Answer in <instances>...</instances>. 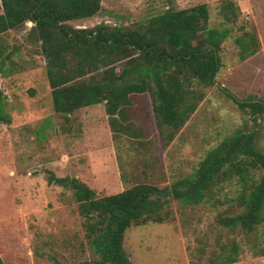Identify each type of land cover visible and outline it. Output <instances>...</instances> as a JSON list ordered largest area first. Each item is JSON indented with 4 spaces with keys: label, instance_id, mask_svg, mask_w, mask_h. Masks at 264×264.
Instances as JSON below:
<instances>
[{
    "label": "rangeland",
    "instance_id": "1",
    "mask_svg": "<svg viewBox=\"0 0 264 264\" xmlns=\"http://www.w3.org/2000/svg\"><path fill=\"white\" fill-rule=\"evenodd\" d=\"M201 3L208 8V27H232L220 44L214 82L207 87L193 84L203 97L177 130L157 123L149 96L135 99L130 113L150 139L139 147L123 135L111 137L102 104L70 115L57 113L45 59L27 38L32 23L5 34L4 42L18 51L13 60L19 63L6 77L0 75L11 118L0 122V258L5 264H92L96 258L72 190L49 184L48 171L76 177L104 196L142 179L144 168L158 187L169 185L192 172L210 148L236 130L253 131L256 146L264 151V110L253 115L223 91L240 101H264V0H101L96 15L67 23L75 28L100 22L136 28L167 9ZM244 33L255 35L258 48L240 59L235 38ZM238 190L232 180L216 191L217 202L182 205L171 200L170 220L131 225L123 247L132 264H208L229 240L239 245L238 260L229 264H264V222L252 234L218 223L220 213L240 210L233 201Z\"/></svg>",
    "mask_w": 264,
    "mask_h": 264
},
{
    "label": "trees",
    "instance_id": "2",
    "mask_svg": "<svg viewBox=\"0 0 264 264\" xmlns=\"http://www.w3.org/2000/svg\"><path fill=\"white\" fill-rule=\"evenodd\" d=\"M0 9V75L6 77L19 65L13 60L18 51L8 49L5 34L30 21L27 38L45 59L54 110L70 115L79 108L102 104L111 137L116 140L123 135L137 147L150 139L137 116L130 113L135 99L149 96L157 123L180 128L203 97L193 84L207 87L214 82L220 66V44L232 30L231 26H207L205 3L167 9L136 28L105 22L75 28L67 23L96 15L101 0H0ZM235 41L240 59L258 48L252 33L239 35ZM223 91L253 115L264 110L262 100L240 101ZM5 104L0 90V122L9 123ZM254 139L253 131L236 130L210 148L192 172L162 188L150 180L145 168L142 179L104 196H97L76 177H60L52 171H48L47 182L72 190L85 237L96 254L92 264H132L123 247L127 228L170 220L171 200L182 205L217 202L216 191L232 180L239 185L233 201L240 210L220 213L218 223L246 234L256 231L264 222V151ZM238 247V242L229 240L208 264L236 262ZM0 264H5L1 258Z\"/></svg>",
    "mask_w": 264,
    "mask_h": 264
},
{
    "label": "water",
    "instance_id": "3",
    "mask_svg": "<svg viewBox=\"0 0 264 264\" xmlns=\"http://www.w3.org/2000/svg\"><path fill=\"white\" fill-rule=\"evenodd\" d=\"M216 74H217V73H215V75H214L213 79H215V77H216ZM220 87H222V86L220 85Z\"/></svg>",
    "mask_w": 264,
    "mask_h": 264
}]
</instances>
